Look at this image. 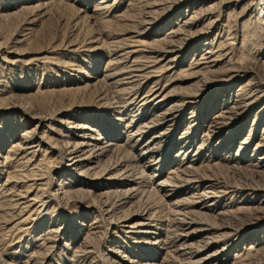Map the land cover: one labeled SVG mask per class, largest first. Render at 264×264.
Wrapping results in <instances>:
<instances>
[{"label": "rangeland", "instance_id": "obj_1", "mask_svg": "<svg viewBox=\"0 0 264 264\" xmlns=\"http://www.w3.org/2000/svg\"><path fill=\"white\" fill-rule=\"evenodd\" d=\"M254 0H0V264H264Z\"/></svg>", "mask_w": 264, "mask_h": 264}, {"label": "bare ground", "instance_id": "obj_2", "mask_svg": "<svg viewBox=\"0 0 264 264\" xmlns=\"http://www.w3.org/2000/svg\"><path fill=\"white\" fill-rule=\"evenodd\" d=\"M254 4L259 8L264 16V0H254Z\"/></svg>", "mask_w": 264, "mask_h": 264}]
</instances>
